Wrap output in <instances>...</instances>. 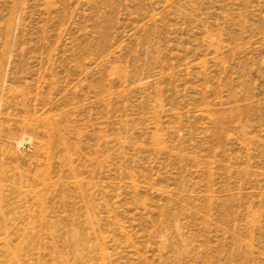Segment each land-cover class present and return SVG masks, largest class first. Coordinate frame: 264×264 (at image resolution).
I'll return each instance as SVG.
<instances>
[{"label": "rangeland", "instance_id": "obj_1", "mask_svg": "<svg viewBox=\"0 0 264 264\" xmlns=\"http://www.w3.org/2000/svg\"><path fill=\"white\" fill-rule=\"evenodd\" d=\"M0 264H264V0H0Z\"/></svg>", "mask_w": 264, "mask_h": 264}]
</instances>
